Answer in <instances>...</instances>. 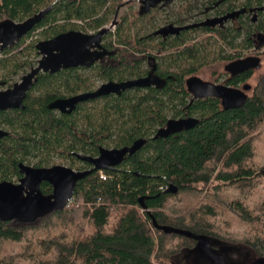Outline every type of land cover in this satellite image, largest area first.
<instances>
[{"label":"trees","instance_id":"1","mask_svg":"<svg viewBox=\"0 0 264 264\" xmlns=\"http://www.w3.org/2000/svg\"><path fill=\"white\" fill-rule=\"evenodd\" d=\"M126 1L0 0V22H23L53 4L31 31L0 49V86L13 87L16 75L38 65L40 41L72 30L97 33ZM208 1L181 0L169 8L168 18L190 21ZM229 2V10L261 7L259 22L245 15L243 30L230 23L216 35L191 29L166 40L148 36L162 24L164 12L140 15L134 1L126 2L127 11L105 37L108 57L40 72L22 108L0 111V127L8 131L0 137V181H19L21 164L33 159L35 167H46L60 157L85 170L90 164L77 153L97 156L101 146L147 140L121 164L102 170L106 179L101 170L82 178L64 208L27 219L0 217V264H184L178 257L195 251L198 240L159 229L154 220L202 235L215 249L217 243L234 244L264 258V72L254 86L248 83L245 103L232 109L219 98L194 99L186 85L187 77L204 67L227 61L223 42L232 50L241 44L249 50L254 34L264 39V0ZM194 39L198 43L186 45ZM148 56L160 61L162 89L110 94L80 103L68 114L49 108L58 98L94 90L99 81L143 75ZM255 71L226 83L248 82ZM188 116L199 119L194 128L154 138L170 118ZM171 184L176 193L168 191ZM41 190L53 192L48 182Z\"/></svg>","mask_w":264,"mask_h":264},{"label":"water","instance_id":"2","mask_svg":"<svg viewBox=\"0 0 264 264\" xmlns=\"http://www.w3.org/2000/svg\"><path fill=\"white\" fill-rule=\"evenodd\" d=\"M132 1V0H129ZM172 0H140V15L150 12L161 2L169 4ZM52 5L40 11L34 16L23 22L6 20L0 22V45L1 50L13 45L24 35L31 31L52 9ZM114 16L112 25L118 20L119 11ZM259 9H262L261 7ZM247 11L242 8L227 13L222 17L209 18L207 21L188 24L183 26L169 25L155 32L159 34H176L183 30L194 28L200 25H210L223 23L225 20L235 18ZM110 27H104L94 34H87L81 31H68L59 34L51 39L42 40L37 44L41 57L38 65L29 73L25 74L19 82L13 87L3 90L0 87V111L7 109H20L23 107V101L28 91L34 85V79L40 72L56 73L63 68L74 67L80 63L86 64L89 61L100 59L108 52L102 48V37L107 34ZM97 48V49H96ZM96 49V50H95ZM88 64V63H87ZM262 61L260 57L250 56L243 59H237L225 66L226 71L232 75L242 73L251 69H260ZM163 82L158 75L150 73L148 76L131 78L124 81H107L94 91H87L76 95L61 97L52 101L50 109L59 110L62 113H72L77 106L88 100L96 99L110 94L120 95L123 91L133 88H147L150 86L159 87ZM187 86L191 94L196 99L207 97L219 98L225 109H232L242 106L248 94L245 90H250L251 85L246 84L245 90L224 84H217L206 81L195 75L187 79ZM199 123V119L194 116L185 118H171L165 127L160 128L154 135V138L166 137L179 133L183 130L194 128ZM8 131L0 127V137H4ZM147 142L145 138L136 140L132 145L123 147L107 148L100 147L99 155L92 156L85 153H77V157L92 164V167L86 170H75L65 165H54L52 167H35L28 164H21L20 171L23 177L18 181L3 180L0 181V217L21 219L33 218L43 212H52L64 208L72 199L78 182L87 175L97 171L121 164L128 154H134L139 151ZM1 166V163H0ZM48 182L52 185L53 192L45 195L41 190V184ZM168 191L176 193L177 186L170 185ZM143 199L141 198V201ZM143 202V201H142ZM146 208V205L143 204ZM157 228L181 233L198 240L196 251L199 255L212 264H228L219 254L218 250L211 246L210 240L202 235H198L189 230L178 229L171 226H162L154 220ZM252 264H264V258H257Z\"/></svg>","mask_w":264,"mask_h":264},{"label":"flooded vegetation","instance_id":"3","mask_svg":"<svg viewBox=\"0 0 264 264\" xmlns=\"http://www.w3.org/2000/svg\"><path fill=\"white\" fill-rule=\"evenodd\" d=\"M132 1H134V2H136V3H138V7L140 8V5H141V3H140V0H132ZM126 2H131V1H129V0H127ZM124 3V5L121 7V8H123V7H128V5L130 4V3ZM229 0H210V1H208L205 5H204V9L201 11V12H197L196 14H195V16H193V17H191L190 18V21H187V22H185V23H182V19L180 18V19H178L177 17H175V18H172V17H170V18H168L169 16H168V14H169V12H170V7L171 6H176V5H180L181 4V0H172L169 4H164V2H161L160 4H158L156 7H153L151 10H150V12L149 13H151L153 10H160V11H162V12H164L163 13V22H162V24L160 25V27L159 28H157L156 30H154V31H152V32H150L149 34H148V36H150V37H158L159 39H161V40H166L167 38H170V37H173V36H178V35H180L182 32H185V31H191V29H204V28H207V29H209L211 32L210 33H208V36H211V35H216V32L215 31H218V30H221V29H225V28H227L229 25H230V23H233V24H235V26L236 27H238V28H240V29H242L243 30V25H242V23H241V17L242 16H244V18H245V15H250V19H251V21L253 22V23H258L259 22V20H260V9H259V7H257V8H253V7H250V8H248L247 9V11L246 12H244V13H242V14H240L239 16H236L235 18H230V19H228V20H225L223 23H218V24H215V25H213V24H210V25H200V26H196V27H194V28H190V29H187V30H183V31H181L180 33H176V34H172V33H170V34H159V35H155V32L156 31H158L159 29H161V28H163V27H165V26H169V25H174V26H183V25H188V24H196V23H201V22H204V21H207L209 18H217V17H222V16H224V15H226L227 13H230V12H232V11H236V10H239V9H242V8H247L245 5H240V6H238V7H236L235 9H233V10H229ZM121 8H120V10H121ZM118 9V8H117ZM120 12V11H119ZM116 13H117V11H116ZM149 13H147V14H149ZM116 15V14H115ZM171 16V15H170ZM114 19V18H113ZM118 20H119V16H118ZM118 20H117V22L115 23V24H111L112 23V21L110 22V24H108L106 27H110V30H109V32L110 31H115V29H116V27H117V25H118ZM83 32V31H82ZM109 32L107 33V34H105L103 37H102V41H101V43H102V48L101 49H103V50H106L108 53L106 54V55H104V56H102L100 59H96V60H94V61H89V62H87L88 64H90V63H92V64H95V63H98V62H101V61H103L104 60V58H106V57H108L109 55H110V51L105 47V37L109 34ZM91 34H94V33H96V32H90ZM244 34H245V32H243ZM196 33H194V35H195ZM253 36H255V38H254V41H255V45H254V51L252 52V53H249L248 52V50H246V48L241 44L238 48H234L233 50L230 48V46H229V44L228 43H226V42H223V46H224V48H225V52H223V53H225L226 54V59H227V61H226V64H225V66L228 64V63H230V62H232V61H234V60H237V59H243V58H246V57H250V56H256V57H260L261 58V61H262V59L264 58V39L261 37L262 35L261 34H257V35H253ZM252 36V37H253ZM242 39H240V41H241ZM148 43L150 44L151 43V41H148ZM190 43H192V44H194V43H198V39H194V40H191V41H189L188 43H186V45H188V44H190ZM97 49V48H96ZM95 49V50H96ZM173 52H175V50L173 49V50H170V51H168V52H165L164 54H167V53H173ZM230 52H232V58H230V59H234V60H229V54H230ZM163 57V55H161V58ZM80 64H82V63H80ZM159 65H160V61H159V59L158 58H156V57H154V56H148V59H147V61H146V64H145V71H144V73H143V75H141V76H137V77H130V78H127V79H131V78H139V77H144V76H148L150 73H153V74H155V75H158L160 78H162V80H163V82L160 84V86L159 87H157V86H155V85H153V86H150V87H147V88H151V87H154V88H157V89H162L164 86H165V84H166V79H165V77H163L160 73H159ZM82 67L81 65H76V66H74V67ZM225 66H224V68H225ZM70 68H73V67H70ZM64 69V68H63ZM256 69H251V70H248V71H245V72H242V73H238V74H236V75H232L229 71H226V69H225V71L227 72V77H225V80H223V83H221V84H224V85H228L226 82H227V80H228V78H230V77H239V76H241V75H243V74H245V73H248V72H250V73H253L254 71H255ZM196 74H193V75H191V76H195ZM191 76H189V77H191ZM198 76V75H197ZM189 77H187V79L189 78ZM22 79V78H21ZM127 79H124V80H127ZM187 79H186V85H187ZM124 80H122V81H124ZM108 81H110V80H108ZM116 81V80H115ZM206 81H208V80H206ZM19 82V81H18ZM105 82H107V81H105ZM105 82H103V81H100L99 83H98V85H97V87L94 89V90H96L97 88H99L103 83H105ZM117 82H120V81H117ZM210 82H212V81H210ZM213 83H215V82H213ZM217 84H220V83H217ZM246 84H248V82L247 81H244L243 83H241L240 85H238V86H234V87H238V88H241V89H244L245 88V86H246ZM14 86V85H13ZM230 86H232V85H230ZM147 88H143V89H147ZM134 89V88H133ZM94 90H92V91H94ZM129 90H131V89H129ZM187 90H188V92L191 94V92L189 91V89H188V86H187ZM245 90V89H244ZM127 91V90H126ZM246 91V93H247V90H245ZM81 93H83V92H81ZM79 94V93H78ZM76 95V94H75ZM192 95V94H191ZM107 96V95H106ZM104 97V96H103ZM192 97L194 98V96L192 95ZM100 98V97H99ZM208 98V97H207ZM97 99V98H96ZM194 99H196V98H194ZM222 102V101H221ZM7 110H9V109H7ZM53 110V109H52ZM76 110V109H75ZM74 110V111H75ZM2 111H4V110H2ZM56 111H58V112H60V113H62L61 111H59V110H56ZM73 111V112H74ZM64 114H68V113H64ZM188 117H190V116H188ZM180 118H185V117H180ZM171 119V118H170ZM167 125V124H166ZM165 127V126H164ZM4 129V128H3ZM146 144V143H145ZM98 156V155H97ZM84 161V160H83ZM90 164V163H89ZM118 166V165H117ZM92 167V164H90V167L89 168H91ZM114 167H116V166H114ZM114 167H110V168H114ZM88 168V169H89ZM74 169V168H73ZM75 170H79L80 171V169H75ZM86 170V169H85ZM44 183V182H43ZM42 183V184H43ZM41 184V185H42ZM51 185V184H50ZM52 186V185H51Z\"/></svg>","mask_w":264,"mask_h":264},{"label":"rangeland","instance_id":"4","mask_svg":"<svg viewBox=\"0 0 264 264\" xmlns=\"http://www.w3.org/2000/svg\"><path fill=\"white\" fill-rule=\"evenodd\" d=\"M135 7L138 6V3L135 2ZM128 7H123L121 8L119 12V17L126 12ZM214 50V49H213ZM217 53L218 48L215 49ZM264 50V49H263ZM249 53H252L254 51V48L252 47L251 49L248 50ZM263 65L261 70L255 71V74L252 79L248 81V83H251L253 86L255 85L256 78L259 74L264 72V58H263ZM37 63V62H36ZM226 62H217L216 64H213L211 66H206L204 67L198 75L204 80L212 81L215 83H223V80H225V77H227V72L225 71V66ZM26 71H30L28 68ZM26 74L24 71L20 72V74L16 75L15 81H20L21 77ZM100 82V81H99ZM1 89L7 90L9 88H5L0 86ZM172 117V116H171ZM37 159H33V162L26 163L34 166V162H36ZM54 165H65L69 166L68 161H65L61 159L60 157H54L53 161L46 165V167H52ZM71 167V166H69ZM72 168V167H71ZM18 182V181H15ZM264 188V184H263ZM217 250L219 254L227 261L228 264H252L258 257L248 248L241 247V246H236L234 244H224V243H217ZM178 260L183 262L184 264H212L211 262L207 261L206 259L202 258L199 253L195 250L192 252H184L181 256L178 257Z\"/></svg>","mask_w":264,"mask_h":264},{"label":"built area","instance_id":"5","mask_svg":"<svg viewBox=\"0 0 264 264\" xmlns=\"http://www.w3.org/2000/svg\"><path fill=\"white\" fill-rule=\"evenodd\" d=\"M138 1V0H137ZM91 34V33H90ZM101 176H102V178H104V179H106L107 178V175L101 170ZM70 202H71V200H70Z\"/></svg>","mask_w":264,"mask_h":264},{"label":"bare ground","instance_id":"6","mask_svg":"<svg viewBox=\"0 0 264 264\" xmlns=\"http://www.w3.org/2000/svg\"><path fill=\"white\" fill-rule=\"evenodd\" d=\"M84 102H86V101H84ZM83 103V102H82ZM71 201H72V199H71Z\"/></svg>","mask_w":264,"mask_h":264}]
</instances>
